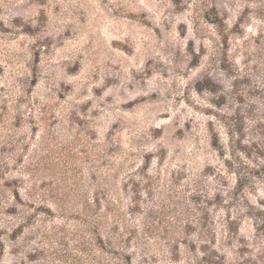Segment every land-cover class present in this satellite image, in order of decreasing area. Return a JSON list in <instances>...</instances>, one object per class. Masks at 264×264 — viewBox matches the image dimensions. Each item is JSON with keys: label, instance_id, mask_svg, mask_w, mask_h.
<instances>
[{"label": "rangeland", "instance_id": "1", "mask_svg": "<svg viewBox=\"0 0 264 264\" xmlns=\"http://www.w3.org/2000/svg\"><path fill=\"white\" fill-rule=\"evenodd\" d=\"M130 262L264 264V0H0V264Z\"/></svg>", "mask_w": 264, "mask_h": 264}, {"label": "trees", "instance_id": "2", "mask_svg": "<svg viewBox=\"0 0 264 264\" xmlns=\"http://www.w3.org/2000/svg\"><path fill=\"white\" fill-rule=\"evenodd\" d=\"M196 61L198 60V55L196 54ZM204 89H208V90H210V91H215V87H214V84H213V82H211V80H208L207 82H200L199 83V87L197 88V90L198 91H202V90H204ZM212 144H213V146L215 147V148H217V149H222V146H221V143H220V140H219V137L216 135L214 138H213V141H212ZM16 193V198H18V201L21 203V205H23V206H26L27 208L28 207H32L33 208V210L34 211H43L44 213H48V212H52V210L50 209V208H44L43 206H38V207H36V206H34V204H33V202H27V201H25V200H23L22 198H21V196H19L20 195V193H19V191H16L15 192ZM100 199H99V197L97 198H94L93 199V206L94 207H96V208H99V206L101 205L100 204ZM18 205H15V206H12L10 209H9V211L8 212H11V213H13V214H16L17 212H18ZM34 214H29V215H26V216H24V218H26V219H29V218H31L32 216H33ZM20 228H21V226H20ZM17 230V229H16ZM15 230V231H16ZM19 230V229H18ZM131 260V259H130ZM127 261H129V259L127 260ZM130 264H131V262H130Z\"/></svg>", "mask_w": 264, "mask_h": 264}]
</instances>
